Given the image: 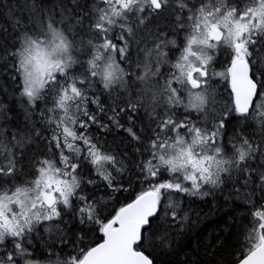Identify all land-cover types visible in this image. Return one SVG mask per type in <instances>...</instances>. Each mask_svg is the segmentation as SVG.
<instances>
[{
    "label": "snow or ice",
    "instance_id": "snow-or-ice-1",
    "mask_svg": "<svg viewBox=\"0 0 264 264\" xmlns=\"http://www.w3.org/2000/svg\"><path fill=\"white\" fill-rule=\"evenodd\" d=\"M0 14V264H264V0Z\"/></svg>",
    "mask_w": 264,
    "mask_h": 264
},
{
    "label": "trees",
    "instance_id": "trees-1",
    "mask_svg": "<svg viewBox=\"0 0 264 264\" xmlns=\"http://www.w3.org/2000/svg\"><path fill=\"white\" fill-rule=\"evenodd\" d=\"M5 27L11 30L8 18L5 15L0 14V28ZM217 70L219 71L222 69L218 68ZM9 76L10 71L6 72L5 70L0 69V98H2L3 89L7 88L9 93L11 92L12 85L9 82ZM217 87L221 92H224L223 81H221V83ZM185 207L190 213L200 211L201 209L203 210V212H209V205L200 203L198 201L190 205L186 204ZM226 213L227 209L220 208L215 210L214 212L209 213L206 218L202 216L201 222L194 229L193 233L191 234V238L200 239L206 243L209 239H211L212 236H214L219 231V229L228 219Z\"/></svg>",
    "mask_w": 264,
    "mask_h": 264
}]
</instances>
